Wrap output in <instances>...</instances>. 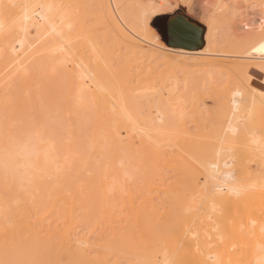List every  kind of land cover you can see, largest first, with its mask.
<instances>
[{"label": "bare ground", "instance_id": "6f19581e", "mask_svg": "<svg viewBox=\"0 0 264 264\" xmlns=\"http://www.w3.org/2000/svg\"><path fill=\"white\" fill-rule=\"evenodd\" d=\"M60 1L0 0V46L2 47L0 49V92L6 96L4 92L8 91L7 89L10 86L13 87L14 83L28 86L29 80H31L29 77L33 74L32 71L37 65V69H39V64H41L39 61L48 56L47 59L54 62L55 68H60L62 71L63 68H66L69 86L67 87V98L64 100L66 106L64 112L66 115L73 116L71 122L74 120L77 124L78 121H81L82 113L85 112L86 108H93V126L92 132L89 134L92 141L90 143L94 148V152L97 153L96 155L105 154V156L97 157L92 152L94 159L96 157L107 158L113 152L117 153L118 150H124L125 152L126 150L125 155L129 154L130 157H134L133 159L136 160L134 162L138 163L135 167L138 169L143 165L146 171L149 172V177L142 181L144 183L143 187L141 186L143 189L139 188L140 190L136 192L129 185L126 186L128 181L125 182L126 184H123L124 189L120 193L115 190L118 195L113 194V196H116V198H114L115 196L112 197L117 201V203L114 202L115 204L112 202L109 205L98 194L92 195L96 203L103 200L104 205L106 204L104 207H111L107 210H102L104 207H101L102 209L97 211L100 209H97V206L100 207L101 203L99 202V205L96 206V212L103 211L102 219L104 224L108 226L109 232H104L105 229L101 227L100 233L96 235V238H98L96 242L99 241L96 244H91L88 234L92 235L94 231L82 233L80 236L75 233L76 216H74V213L76 206L73 205L71 197L68 196L69 193L70 196L74 194L77 203L81 204L78 198L84 200L92 194V191L99 192L98 189L101 190L102 186L111 187L113 181L109 184L110 177H108L110 170L112 169L116 176L124 171L123 168L122 171L119 168L116 171L117 167L114 165L116 161L113 160H117L119 152L116 155H111L117 157L116 159L112 157L113 160L111 158L109 160L112 162L113 167H110L112 165L109 161V163L104 162L108 166L107 168L105 166V170L98 167L99 165L95 168L93 164L96 172H93L92 175L88 173V175H91L88 181L80 183V181H84L86 176L82 179L81 175H79L80 177L73 175L75 180L69 181L72 183L69 189L66 187L69 182L63 180L65 177L59 179L62 174L58 172L56 174L59 175H55V177H58L56 179H54V175H52L53 178L45 177L47 179L46 183L42 176L44 183L41 179L40 181L45 185L39 181L38 185V183L36 184L37 180H34V182L36 181L35 184L30 185V187L37 186V189L43 191L46 189L44 192L49 190V202H45L51 205V209H58L62 216V224H59L61 227L57 225L48 230H44L46 225L44 226L41 223L42 219L36 217L37 214L33 216L36 217L37 222L44 226L43 228L39 227L41 229L30 223V217H27L28 215L25 212L22 213L19 206H11L17 199L13 197L15 191L12 190V187L15 185H12V183L14 180L19 182L17 176L20 177V175H16L17 169V172L14 170V173L6 172L7 167L4 163L6 169L2 170L0 168V244L4 243L6 245V242L10 241L18 244L24 243L30 247L49 245L54 247L51 256L53 264H264V145L258 141L256 136L249 140L257 145L253 151H250L251 148L247 146L234 152L235 146H233L230 137V134H235L236 126L234 122L240 117L236 115V112L241 109L243 90L236 87L226 94L224 98L226 101L224 104V117L226 118L224 120H227L224 121L225 123H220L218 128L213 127L212 124L214 123L211 124L208 121H198V123L195 114L191 116V119L195 118L191 121L192 124L193 122L195 124L193 127L195 129L191 132L186 126L188 124L186 120L188 113L184 106L182 89L178 87L179 79L176 76L170 79L164 78L165 80L157 85L156 81L150 82L149 74L151 73H149V80L147 76H144L143 81L137 80V82L142 81L139 87H135L136 85L131 86L129 82L130 79L134 80V73L132 74L134 65L133 67L126 65L125 63L128 61L123 63L125 65H120L121 67L119 66L118 71L115 72L110 69V66H112L110 65L111 58H103L91 46L73 48V38H70L69 34L72 21L68 15L69 11L62 6L63 4ZM122 1L104 0L102 5L107 10L105 12L109 11V13L115 14V19L121 24L123 31L129 33L128 36L131 35L132 39L136 41V46H142L143 49L149 50L148 52H151L153 56L160 53L165 64L172 69L180 68L186 60L195 59L198 56L212 59L218 63L224 62L226 58L237 57L234 60L237 61L239 58L243 66H239L238 70H234L238 71H235L236 74L241 73L242 76H239L248 88L245 92L250 94V96L248 95L250 97V108H256L260 103L264 104V51L259 50L264 45V13L261 12L262 10L264 12V0H256L261 7L260 9H262L260 12L263 14V26L243 32L239 39L231 38L230 29L235 27L236 15L244 13L241 10L243 1L239 0L240 5L238 7L222 12L218 16L207 17L201 12L197 23L195 22L204 29L202 34L203 45L198 49L164 45L156 39L158 36L151 26L153 23H159L162 33L169 36H171V32L177 23L184 31L181 15L186 18H188L186 14L191 16L190 6L193 4L192 1L188 0L187 10L182 13L178 12L179 8L176 5L170 6L165 3L156 6V0H133L131 3H133L134 10L129 15V21L127 20L128 15L123 13L125 8L120 9ZM40 12L50 15L49 23L45 25L41 23ZM175 15L177 16L176 20L169 19V17ZM173 20L176 23L175 25L170 24ZM31 33L34 38L30 41L31 43L27 44L25 40L28 38L26 37H29ZM182 37L191 38L193 36L188 30L182 32ZM129 39L131 40V37ZM228 50H232L233 55L229 54ZM87 52L89 54L85 55ZM153 56L151 57L153 58ZM210 62L212 63V61ZM137 73L136 76L139 77L140 72ZM64 74L63 72L61 75L64 76ZM142 85L145 87H141ZM138 91L148 92V99L150 103L154 104L153 116L138 120L136 116L131 114V107L127 105L128 100L134 98L133 93L136 94ZM246 94L244 95L246 96ZM3 95L0 96L1 99L3 97L1 101L8 100ZM64 112L63 114H65ZM197 114H200V112ZM84 120L82 119V121ZM162 123H164V127L161 125ZM78 124L80 125L79 122ZM78 132L77 127H67L66 139L67 137L69 139L67 141H76V138L80 136ZM37 135H39L38 131ZM38 140L36 141L38 142ZM69 142H65L66 145L73 144V142ZM244 146H246L245 143ZM46 147L45 145L42 150L40 147L33 151L32 158L30 157L26 163L27 168L25 171L28 170L26 172H29L26 174L35 176V171L44 170L47 173L52 169L57 171L54 167L56 161L53 162L54 165L49 162V158L53 156L48 154L50 149ZM86 149L88 148L86 147ZM19 150H17L18 153ZM65 150L69 152V149ZM64 151L65 155L63 153L60 155L66 157L63 159L68 164L71 157L66 156L69 153ZM217 151L220 153L218 157L215 155ZM47 154L49 156H46ZM92 156H90L91 159H93ZM86 158L88 157L86 156ZM48 159L49 161H47ZM63 159H60V161L65 164ZM133 159L129 161L134 166ZM56 160L59 159L56 158ZM86 161L88 160L86 159ZM21 162L20 164H22ZM76 162L77 164L81 163V159L78 158ZM247 162H252L255 169L251 170ZM15 164L18 166L17 163ZM60 164L63 166L62 163ZM213 165H216V167H213ZM143 167L139 169L143 170ZM59 168L61 170L62 167ZM200 168L204 171L202 172ZM129 169L126 170L129 172ZM164 170L174 172L173 174L178 177L175 178L174 175V181H170L171 183L167 181V183L162 177ZM73 171L71 170L69 173ZM75 171L81 170L78 167V169L75 168ZM132 171L130 172L134 174L135 171ZM130 172L128 174H131ZM60 173H62V170ZM77 173L75 172V174ZM50 174L46 176H50ZM132 174L129 175L130 178H132ZM140 174L138 175L140 176ZM30 177L32 178V176ZM38 177L40 178V176ZM123 177L117 178L118 181ZM126 177L124 178L127 180ZM205 177L207 178V184L201 182L202 178ZM72 178L70 179L73 180L74 178ZM139 178L138 180H140ZM25 179L27 180V178ZM107 179L109 185H107ZM92 180L96 183L95 190L94 185L91 184ZM124 180L119 183L122 184ZM129 180L131 185H134L131 179ZM63 181L68 183L65 184ZM72 185L74 186L72 187ZM41 186H43L42 189L38 188ZM118 186L122 187V185ZM23 187L25 188V186ZM30 187L28 186V188ZM71 187L74 189L73 193ZM103 189L104 192H111V189L109 191ZM68 190L70 191L68 192ZM104 192L102 197L106 198L108 194ZM21 193H24V190L20 194L17 192L16 196H22ZM99 193L102 194L101 191ZM97 198L100 200L97 201ZM87 199L85 200L87 201ZM89 199L91 198L89 197ZM109 200L111 199L108 198V202L112 201ZM50 205L48 208H50ZM80 210L83 211L84 208ZM42 230L46 232L45 235H40Z\"/></svg>", "mask_w": 264, "mask_h": 264}, {"label": "rangeland", "instance_id": "374dc122", "mask_svg": "<svg viewBox=\"0 0 264 264\" xmlns=\"http://www.w3.org/2000/svg\"><path fill=\"white\" fill-rule=\"evenodd\" d=\"M103 1L104 0H102V1L101 0H61L60 1V3L62 2V4H63L62 6L69 11L68 15L70 16V19L72 21V25L70 26L69 34H70V38H73V40H72L73 41L72 45H74V46H72L73 48L74 47L79 48V46L80 47L91 46L95 51H97L98 54L100 53L99 55H101L103 58L104 57H107L108 59L111 58L110 59V63H111L110 65H112V66H110V69L115 71V72L118 71L120 65L122 66L123 63L128 61L127 63H125L126 65H130L131 67H133V65H134V72H132V74L134 73V80L130 79L131 83L129 82V84H131V86L136 85L135 87H139L141 85L140 83H142V81H143L142 78L144 76L148 77L150 75V78H151L150 82L152 83V82L156 81L157 85L160 84V82H162L165 79H170V78H173L176 76V78L179 79L178 87L180 89H182L184 106L186 107V112L188 113V117L186 119L188 124L186 126L190 129L189 131H191V132L193 129H195V128H193L195 126L194 122H193L194 125L191 122V121L195 120V118L191 119L192 118L191 116H194L195 114H196V120L198 119L197 122L198 121H200V122L201 121H208L211 124L214 123L212 125H213V127L215 126V128H218L220 123H222L224 121L226 122L227 119L224 120L226 118V117H224L225 116V112H224L225 111L224 110L225 105L224 104L226 103L224 98H225L226 94H228V92H230L231 90H233L236 87H239L240 89H242L244 94H246L247 92H245V91L248 90V88L244 84L242 78L240 77V76H242L241 73L236 74V72H238V71H236V70H238V67L243 66L242 61H240L239 58L237 60L238 62L234 60L237 57H234V58L230 57L229 59H227V58L224 59V62L222 61V63H218L212 59H207L206 57H201V56L199 57L198 56L195 59L193 58L191 60L190 59L186 60L185 64H183L180 68H177V69L169 68L168 65L165 64L164 58L160 53L155 54L154 55L155 58H154L152 53L148 52L149 50L143 49L142 46H136L137 45L136 41H134V39H132L133 37L131 35L128 36L129 33H127L126 31H123L124 30L123 27L115 19L116 18L115 14L109 13V11L105 12L107 10L102 5ZM190 1H192L191 3H193V4H191L192 6H190V10L192 11V14H191V16L186 14V16L191 21L197 23V19H199L201 12L199 11L197 1L196 0H190ZM241 1H243V3L241 4V10L244 11V13L242 12V14L236 15V18L234 21L235 27L230 29L232 39H236V38L239 39L241 37V35H239L237 32V25L240 21H242L244 19H248L253 14V11H255V10L261 11L262 10V9H260L261 7L256 0H248V1L241 0ZM131 2H133V0H129V1L123 0L121 8H120L121 10H123V8H125V10H123V13L128 15L127 16L128 21L130 20L129 15L134 10L133 3H131ZM125 4H127V5H125ZM191 7H192V9H191ZM261 12L264 13L263 10ZM111 17H113V18H111ZM39 18L41 19V23L44 25L49 23V21L51 19L50 15L48 13H43V12H40ZM115 24H117V25H115ZM151 26L153 27L156 35L158 36V41L161 42L162 44L166 45L162 41L161 36L159 34V29H160L159 27L161 25H159V23L156 22V23L151 24ZM118 29H120L121 31L120 30H119L120 32L117 31ZM30 36L26 37L29 39V40L27 39L28 41L25 40L27 44L31 43L30 41H32V38H34L32 33L30 34ZM130 37H131V40L129 39ZM128 40H130V41H128ZM132 40L135 43L131 42ZM132 46H134V47H132ZM1 48L2 47L0 46V49ZM133 49L135 50V52ZM138 49H140L142 52L140 50L138 51ZM228 51H229V54L234 53V52H231L232 50H228ZM87 54H89V52H87L85 55H87ZM132 54L134 57L131 56ZM149 54H150V56H149ZM130 56L132 59L130 58ZM151 56H153V58ZM47 58H49V57L48 56L43 57L39 61V63H41V64L38 63L40 68L37 69L38 68V65H37V67L35 68L36 70L34 69V71H32L33 74H31V76L29 77V79L31 78V80L28 79L29 80L28 86H23L20 83L19 84L14 83L13 87L10 86V88L7 89L8 91L4 92V93H6V96H4L5 94L3 95L2 92H0V96L3 95L4 98L6 97L8 99V100H6L7 101V104H6L5 100L1 101V100H3V97H2V99L0 98V103H1L0 104V148H1L0 151L2 150L0 152L2 154V155L0 154V158H1L0 168H2V170H3V169H6V167H7L6 172L14 173V170H15V172L18 171L16 173V175H20V177L17 176V178H18L17 180H19V182L13 179L14 181H13L12 185H15L12 187V190L15 191V194L13 195V197H16L17 199L15 202L12 203L11 206L12 207L13 206L16 207V205L19 206L20 211H22V213L25 212L28 215L27 217H30L29 218L30 223L34 224L36 226V228H39V227L43 228L46 225L44 227V230L45 229L48 230V229H53L57 225L59 227L62 224V216H61V213L58 211V209H51L50 204H49L50 208H48V206H49L47 204L49 202L48 197H50V194L48 192L49 190L44 192L46 190L44 188H43L44 189V191H43V190L37 189L36 188L37 186H35V187L31 186L32 188L30 187V185L35 184L36 181L34 182V180H37L36 184L38 183V185H39V182H41L40 179L42 180V182L44 181L42 179L43 177H44L45 183H46L47 177L53 178V177H55V175L58 176L59 174H62L61 178L59 176V179H63L65 177V179H63V180L69 182V181L75 180V177H73V175L74 176L77 175V177L79 175H81L82 179H84L85 176L87 177V178L85 177L84 181H80V183L81 182L83 183V182H86V180L87 181L89 180V177L93 174V172H96L95 168L97 165H99L98 167H100V168L102 167L101 169L105 170L104 168L106 166V163L104 164V162H106V161H107V163L111 162V161H109L110 158L112 159V157H114L111 155H116L119 152L118 156H117L118 158L114 157L115 159L117 158V160H113V159L112 160L116 161V163L113 162V163H115L114 164L115 167H117L116 171H118V168H119V170H121L123 168L124 171H122L123 170L122 169L121 170L122 172H120V174L117 175L118 176L117 177L116 174L113 173L114 171L111 168H110L111 170L110 169L109 170L112 173L108 170L111 174V175L109 174V176H108V177H110V180H109L110 183L109 184L112 183L111 181H113V183L115 182L116 184L112 183L114 188L112 185H111L112 188L110 186H109L110 187L109 188L106 185L102 186L101 190L98 189L99 192L100 191L102 192V194L99 193L98 191L97 192L95 191L96 193L94 191H92V194H90V196L86 197V198H88L87 201L85 200L86 198L85 199L83 198L84 200H81L78 198V200L80 201L81 204L77 203L78 201H76V199H77L76 196H73L74 194L72 196H70V193H69V196H68L69 198L71 197L73 205L76 206L75 207L76 210L74 213V216H76L74 225H75L77 230L75 229V233H78V235L80 236V234H82V233H86L88 231H92V232L94 231L92 233V235L88 234V238L90 239L89 242L91 244H96L99 241L98 240L96 242V239H98V238H96L97 237L96 235L98 233H100L101 227L105 229L104 232H107V231L109 232V230L107 228L108 226L106 224H104V221L102 219L103 218V216H102L103 211L96 212V210L98 208H100L97 210V211H99L104 206H106V204L104 205V202L106 203V201H107V204H109V205L112 204V202L117 203V201H115V199L112 198L115 195H118L115 190H117V192L120 193L124 189L123 184L127 181L128 182H127L126 186L129 185L131 187V189H133L134 192H136L140 189H143L142 185H144V183L142 181L144 179H146V177H149L148 176L149 172L146 171V169L143 167V165H142L143 170L139 169L142 167H139L137 169V167H135V166H137L138 163L134 162V161H136L135 159H133L134 157L133 158L130 157L129 154H127L128 156L125 155L126 150H125V152H124V150H118L117 153L113 152V153H111V155L109 157L106 155L107 158L106 157L105 158H102V157L97 158L99 156H105V154L99 155V156L96 155L97 153L94 152V148L92 147V145L90 143L92 141V137H91V135L89 136V134L92 132V126H93V123H92V121H93V118H92L93 117V113H92L93 108L87 107L85 112L82 113L83 116H81V118L85 119V120L82 121V119H81V121H78L80 123V125L78 124V122L76 124V122L74 120L71 122V119L73 116L68 115V114L66 115V113L64 112L65 111L64 109H66V106L64 104V100H65V98H67V87L69 86V82H67L68 77L66 75V68H63V71L60 68L59 69L55 68L56 66L54 65V62H52L50 59H47ZM128 58H130V59H128ZM210 61H212V63ZM125 64H123V65H125ZM235 66H237V67H235ZM136 67H138V68H136ZM234 69H236V70H234ZM63 72L65 73L64 76L61 75V74H63ZM137 72H140L139 77L136 76L138 74ZM149 73H151V74H149ZM32 75H33V77H32ZM145 77H144V79H145ZM150 78L148 77L147 79L149 80ZM137 80H142V81L137 82ZM148 80H147V82H149ZM147 82H145V83H147ZM150 82H149V84H150ZM143 86L144 85H142L141 87H143ZM183 89H184V91H183ZM138 92H136V94L133 93L134 98L128 100L129 103L127 105H128V107H131L130 108L131 114L136 116V119H138V120L142 119V118H149V117L153 116L154 104H152V102L150 103V101L148 99V92H144V91L139 92V93ZM244 94L242 96L243 100L241 98V109H240V111L236 112V115H238L240 117L238 120H236L234 122V125L236 126V129L234 132L235 134H230V137L232 138L231 141L233 142V146H235L234 152L237 150L244 149V147H247V146H249L251 148L250 151H253L257 145L254 143H251L249 140H252L253 137H256V136L258 137V141L264 145V104L260 103V104H258V106L256 108L255 107L250 108V101H249L250 100V97H249L250 94H246V96ZM87 99H88V97H87ZM245 102H246V104H245ZM151 106L153 107V109ZM148 107H150V108H148ZM254 109H257V110H254ZM63 112L65 114H63ZM104 112H108V111H104ZM198 112H200V114H197ZM150 114H152V115H150ZM83 117H85V118H83ZM90 119H92V120H90ZM81 123H83L84 125ZM161 125H163V127L165 126L164 123H162ZM69 126L70 127H77V129H79L78 134L80 136H78L76 138L77 139L76 141L71 140V142H69V141H67V140H69L68 137L66 139L67 127H69ZM207 130H206V132L210 131V130H208V131ZM37 131H38L39 135H37ZM226 132L229 133L227 130H226ZM249 132H250V134H249ZM10 135L12 137H9ZM36 138H38L39 140ZM6 140H7V142H6ZM36 140H38V142ZM46 141H48V142L46 143ZM247 141H249V142H247ZM65 142L66 143H68V142L72 143L73 142L74 145L70 144V146H69L67 144L68 145L67 146ZM33 143H35L36 145ZM64 143H65V147H64ZM244 143L246 144V146H244ZM44 144L47 146L46 148L50 149L48 154L54 157L53 158L50 156L53 160L51 158H49L50 161H49V159L47 161H49L53 165L55 164L53 162L56 161V166H54V167H55V169H57V171H53V169L51 171H49V173H51L50 174L51 177L46 176L47 174L49 175V173L45 172L44 170H42L44 173L42 171H35L36 177L32 174H26V173H29V172H26L28 170L25 171V169L27 168L26 163L28 162L30 157L32 158L33 151L37 148H40V147L42 150L45 147ZM88 144H90V145L88 146ZM62 145H63V147H62ZM59 146H60V148H59ZM67 147H69V148H67ZM86 147L88 149H86ZM63 148L69 149V152L66 150L64 151ZM79 148H80V150H79ZM4 149H6V150H4ZM31 149H33V150H31ZM53 149H54V151H53ZM89 149H90V151H89ZM91 149H92V151H91ZM17 150H19L20 154L18 153ZM3 151H5V152H3ZM58 151L60 152L61 155H62L63 151L66 153H69L68 155L66 154V156H70L73 159H71L69 157L70 158L69 161L66 160V161H68V164H67V162H65L63 159L66 157L65 156L62 157L58 153ZM29 152H30V154H29ZM92 152L94 153L93 155L97 156L95 159H94V156H92ZM73 153L77 154L78 156L74 155ZM48 154L46 156H49ZM56 154L60 155L59 156L60 158ZM63 155H65V153H63ZM86 156L88 158H86ZM90 156H92L93 159H91ZM55 157L59 160L57 161ZM83 157H85L88 161H86V159ZM78 158L81 159V163H79V164H77V162H76ZM128 158L133 159V163H135L134 166L132 165V162L130 164L129 160H131V159L128 160ZM60 159L61 160L63 159L65 164L63 162H61ZM3 160H4V162H3ZM127 160H128V162H127ZM20 162L22 164H20ZM74 162H76V163H74ZM126 162H127V164H126ZM4 163H6L7 165L9 164V165L7 166L5 164L6 167H4ZM14 163H17L18 166L16 164H15L16 165L15 166ZM60 163H62L63 166H61ZM248 163L249 162H247V165H249L251 170L255 169L252 162L249 164ZM24 164H25V166H24ZM89 164L91 167L89 166ZM93 164H94L95 168H93L94 167ZM111 165L112 166H110V167H113L112 162H111ZM72 166H73V168L71 169ZM124 166H126L127 168ZM138 166H140V165H138ZM14 167H16V168H14ZM59 167H62L61 168L62 173H60L61 170ZM78 167L81 171H75V168L78 169ZM107 167L108 166H106V168ZM81 168H83V169H81ZM16 169H17V171H16ZM126 169H129V172L134 169L132 171V172L135 171L134 174H132L130 172L133 175V176H131L132 178H130L129 175H131V174H128L129 172ZM135 169H137V170H135ZM71 170L72 171L74 170V171L69 173V171H71ZM200 170L202 171L201 168H200ZM106 171H107V169H106ZM144 171H146V172H144ZM54 172H55V174H53ZM56 172H58L59 174L57 175ZM75 172H78V173L75 174ZM88 173H90L91 175H88ZM140 173L142 174V176ZM173 173H171V171H167V170L163 171L162 177H164L165 182H167V181L173 182L174 181L173 179L178 177L177 175H175ZM138 174H140V176ZM52 175H54V176L52 177ZM70 175L74 179L72 177H69ZM30 176H32V178ZM38 176H40V178ZM123 176L124 177L128 176V177H126L128 179L126 180ZM135 176H137L138 178L141 177L142 179L139 178L140 180H138V178H136ZM37 177L39 180L37 179ZM68 177H69V179H68ZM119 177L120 178L123 177L122 178L123 180L125 179L124 182H122V184L119 182H121L123 180L119 179L120 181H118V179H117ZM25 178H27V180ZM56 178H58V177H55L54 179H56ZM70 178H72L73 180H71ZM111 178H112V180H111ZM134 178H136V179H134ZM23 179H25V180L23 181ZM129 179H131V181L133 182L134 185H131V182ZM116 180H117V182H116ZM253 180H254V178H253ZM65 181H63V183ZM134 181H138V182L134 183ZM68 182H65V184ZM29 183H31V184H29ZM41 183H40V185H42L44 182L42 184ZM139 183H140V185H138ZM70 184H72V183L69 182L68 186H66L68 189L71 186ZM73 184L75 185L76 182ZM77 184H79V182H77ZM91 184H92V186L94 185L93 187L95 190L96 189L95 188V186H96L95 181H93ZM109 184H108V179H107V185H109ZM16 185H18V186H16ZM43 185H45V184H43ZM74 185H72V187ZM117 185H122V187H120V186L117 187ZM20 186H21V188H20ZM23 186H25V188ZM28 186L30 188H28ZM42 187L43 186L38 187V188L42 189ZM102 188H104L103 190H106L107 188H109V189H111L110 190L111 192L110 193L107 191L104 192V191H102ZM22 189L24 190V193H21L23 197L20 195H19V197H18V195L16 196L17 192H18V194H20V192H23ZM109 189H107V190L109 191ZM29 190H32V191H29ZM69 191L70 190H68V192ZM73 191H74V189L71 190L72 193H73ZM103 192L107 193L110 196L109 197L107 195V197L112 200V201L109 200L111 202H108V198L106 196H105L106 198L102 197ZM96 194L101 196L100 198L105 199L104 202H102L103 200H100L97 198L98 199L97 201L100 200L99 201L101 203L100 207L97 206V205H99L98 204L99 202L96 203L93 200L94 196H92V195H96ZM113 194H115V195L113 196ZM161 195H162V193H161ZM51 196H52V194H51ZM89 197L91 199H89ZM114 198H116V196ZM18 200H21V201H18ZM88 200H91V201L88 202ZM45 203L47 204V206ZM77 205H79L80 207H78ZM96 206H97V209H96ZM28 207L30 208V210ZM110 207H108V206L104 207L102 210H107ZM81 208L82 209L84 208V210L81 211L80 210ZM27 210H29V211H27ZM115 210H118V209H115ZM34 212H36V213L34 214ZM36 214H37L36 217L42 219L41 223L44 226L42 224H40V222H37L35 220L36 217L33 215H36ZM55 218H57L59 220H57ZM41 228H39V229H41ZM44 230H42L40 235L46 234V232ZM101 234H104V233H101ZM5 246H7V247H5ZM0 251H1L0 252V255H1L0 256V264H53L54 263V262H52L53 258L51 257L53 255L54 247H51L49 245H44L41 247L40 246L39 247H30V246L25 245L24 243L18 244L17 242L7 241L6 245H4V243L0 244ZM48 255H50L49 258H48ZM46 259H47V261H46Z\"/></svg>", "mask_w": 264, "mask_h": 264}, {"label": "built area", "instance_id": "2783aa9c", "mask_svg": "<svg viewBox=\"0 0 264 264\" xmlns=\"http://www.w3.org/2000/svg\"><path fill=\"white\" fill-rule=\"evenodd\" d=\"M199 11L207 17L218 16L222 12L236 8L240 5L239 0H196ZM169 4L176 5L179 8L178 12L185 13L187 10L188 0H156V5ZM177 12V13H178ZM259 26H263V14L260 11H253V14L248 18L240 21L237 25V32L241 35L248 30H255Z\"/></svg>", "mask_w": 264, "mask_h": 264}, {"label": "water", "instance_id": "95a60500", "mask_svg": "<svg viewBox=\"0 0 264 264\" xmlns=\"http://www.w3.org/2000/svg\"><path fill=\"white\" fill-rule=\"evenodd\" d=\"M178 15V14H177ZM169 19H177V16H173V17H169ZM181 19L183 21V25L184 26V31H190L191 35L193 37L189 38V37H182L179 39H173L171 36L169 35H164L162 33V30L159 29V34L161 36L162 41L170 46V47H180V48H188V49H198L200 47H202L203 43H202V34H203V27H201L200 25L196 24L195 22L189 20L188 18L184 17L183 15H181ZM171 21V25H175L176 23ZM183 28V27H182ZM182 31V32H184Z\"/></svg>", "mask_w": 264, "mask_h": 264}, {"label": "snow or ice", "instance_id": "6c2138e0", "mask_svg": "<svg viewBox=\"0 0 264 264\" xmlns=\"http://www.w3.org/2000/svg\"><path fill=\"white\" fill-rule=\"evenodd\" d=\"M181 35H182V29H181L179 23H177V25L174 26L173 31L171 32V37L173 39H179V38H181ZM156 39H158V38H156ZM259 50L264 51V45H262ZM219 154H220L219 151L215 152V155L217 157L219 156ZM213 167H216V165H213ZM201 182L207 184V178L206 177L202 178Z\"/></svg>", "mask_w": 264, "mask_h": 264}]
</instances>
